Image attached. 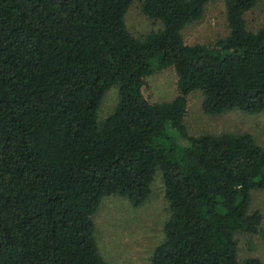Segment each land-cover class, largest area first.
<instances>
[{"label": "trees", "instance_id": "obj_1", "mask_svg": "<svg viewBox=\"0 0 264 264\" xmlns=\"http://www.w3.org/2000/svg\"><path fill=\"white\" fill-rule=\"evenodd\" d=\"M134 0H0V264H109L93 216L104 196L134 207L161 172L169 218L148 264L241 261L237 232L264 239L250 211L264 190V148L249 133L190 135L187 96L217 114L264 110V25L247 27L257 0H224L228 34L188 44L184 27L208 0H143L160 27L133 36ZM172 67L178 94L150 102L146 77ZM119 100L98 121L112 86Z\"/></svg>", "mask_w": 264, "mask_h": 264}, {"label": "rangeland", "instance_id": "obj_2", "mask_svg": "<svg viewBox=\"0 0 264 264\" xmlns=\"http://www.w3.org/2000/svg\"><path fill=\"white\" fill-rule=\"evenodd\" d=\"M134 0L125 15L127 30L135 37H143L160 27L141 11V2ZM247 27L256 30L264 25V0H257L245 14ZM229 32L224 0H208L203 16L187 24L182 36L188 44H213ZM144 96L152 103L172 100L177 94V75L172 67L146 77ZM202 94L193 91L187 96L184 123L190 135L249 133L264 148V110L250 114L239 109L207 114L202 109ZM119 100L117 85L109 88L100 102L97 116L101 122L114 110ZM250 211H259L264 228V190L251 193ZM169 218V204L164 182L158 170L151 184V193L140 206L134 207L123 195L104 196L93 216L98 251L109 264H148L149 257L164 237L163 226ZM235 240L241 261L257 258L264 264V239L259 234L237 232Z\"/></svg>", "mask_w": 264, "mask_h": 264}]
</instances>
